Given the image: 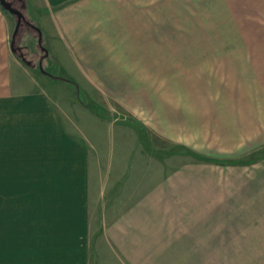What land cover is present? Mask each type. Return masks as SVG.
I'll list each match as a JSON object with an SVG mask.
<instances>
[{"label":"crops","instance_id":"0c3cea01","mask_svg":"<svg viewBox=\"0 0 264 264\" xmlns=\"http://www.w3.org/2000/svg\"><path fill=\"white\" fill-rule=\"evenodd\" d=\"M247 1L214 3L264 4ZM25 3L26 18L42 32L48 70L58 67L77 85H108L135 83L126 79L133 78L141 54L152 59L148 43L167 21L166 6L173 1ZM4 21L0 164L8 158V262L2 264H94L93 160L89 141L78 139L68 125L89 126L93 115L64 106L74 116L64 122L63 103L53 91L56 80L45 74L30 80L12 46L17 21L12 14ZM33 32L38 37L32 28L28 41ZM112 53L122 54L117 58L128 65L110 64ZM132 187L126 207L102 228L100 243L117 264H264V158L243 167L188 164L143 191L140 184Z\"/></svg>","mask_w":264,"mask_h":264},{"label":"rangeland","instance_id":"374dc122","mask_svg":"<svg viewBox=\"0 0 264 264\" xmlns=\"http://www.w3.org/2000/svg\"><path fill=\"white\" fill-rule=\"evenodd\" d=\"M172 1L166 6L167 21L148 43L152 59L141 54L133 78L126 79L135 83L75 85L58 67L48 70L38 37L33 32L28 41L25 35L31 27H22L15 41V49L34 64L22 60L30 80L38 82L43 74L56 80L53 91L63 103L65 123L74 116L64 106L93 115L89 126L68 125L78 139L89 141L93 160L94 264L118 263L100 243L102 228L133 197V183L143 191L188 164L243 167L264 158V4ZM25 2L19 7L27 16ZM0 13V24L7 26L10 13L1 5ZM121 55L108 54L109 63L128 65L117 58ZM3 159L0 264L8 262V158Z\"/></svg>","mask_w":264,"mask_h":264},{"label":"water","instance_id":"95a60500","mask_svg":"<svg viewBox=\"0 0 264 264\" xmlns=\"http://www.w3.org/2000/svg\"><path fill=\"white\" fill-rule=\"evenodd\" d=\"M0 5L2 6V8L6 11H8L10 14L14 15L17 18V25L15 28V31L13 33V37H12V46H13V50L14 52H18V49H15V41L16 38L21 30V28L25 25H28L29 27L33 28L37 33H38V43L41 45L42 44V32L34 25H32L27 19L26 16L24 15V12L17 9L14 4L8 0H0ZM21 59L26 62L29 65H32L31 62L27 61L26 58L24 57V55L21 53L20 55Z\"/></svg>","mask_w":264,"mask_h":264},{"label":"flooded vegetation","instance_id":"af4514ba","mask_svg":"<svg viewBox=\"0 0 264 264\" xmlns=\"http://www.w3.org/2000/svg\"><path fill=\"white\" fill-rule=\"evenodd\" d=\"M8 1L12 2L16 8L21 9L19 5L20 3H22V0H8Z\"/></svg>","mask_w":264,"mask_h":264},{"label":"trees","instance_id":"16d2710c","mask_svg":"<svg viewBox=\"0 0 264 264\" xmlns=\"http://www.w3.org/2000/svg\"><path fill=\"white\" fill-rule=\"evenodd\" d=\"M38 44V43H37ZM41 49H43V45L41 44H39L38 45ZM19 51H20V53H22V52H24L21 48H17ZM43 71H45V70H43ZM76 85V84H75Z\"/></svg>","mask_w":264,"mask_h":264}]
</instances>
